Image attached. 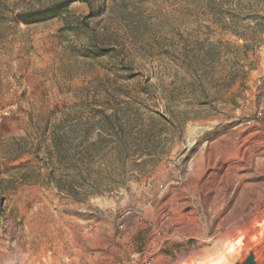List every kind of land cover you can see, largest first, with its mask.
<instances>
[{
    "label": "rangeland",
    "instance_id": "374dc122",
    "mask_svg": "<svg viewBox=\"0 0 264 264\" xmlns=\"http://www.w3.org/2000/svg\"><path fill=\"white\" fill-rule=\"evenodd\" d=\"M55 1L0 0V264H215L261 235L264 0L16 17Z\"/></svg>",
    "mask_w": 264,
    "mask_h": 264
},
{
    "label": "water",
    "instance_id": "95a60500",
    "mask_svg": "<svg viewBox=\"0 0 264 264\" xmlns=\"http://www.w3.org/2000/svg\"><path fill=\"white\" fill-rule=\"evenodd\" d=\"M264 231L244 243L234 245L215 264H264Z\"/></svg>",
    "mask_w": 264,
    "mask_h": 264
},
{
    "label": "trees",
    "instance_id": "16d2710c",
    "mask_svg": "<svg viewBox=\"0 0 264 264\" xmlns=\"http://www.w3.org/2000/svg\"><path fill=\"white\" fill-rule=\"evenodd\" d=\"M73 1L78 0H58L50 3L41 10L20 12L16 17L19 21L25 24L33 23L51 17H62L67 10L68 5Z\"/></svg>",
    "mask_w": 264,
    "mask_h": 264
},
{
    "label": "built area",
    "instance_id": "2783aa9c",
    "mask_svg": "<svg viewBox=\"0 0 264 264\" xmlns=\"http://www.w3.org/2000/svg\"><path fill=\"white\" fill-rule=\"evenodd\" d=\"M260 109H261V108H259V109H258V111H257V115H259V114H260Z\"/></svg>",
    "mask_w": 264,
    "mask_h": 264
}]
</instances>
